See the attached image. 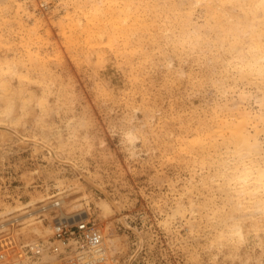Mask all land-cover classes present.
<instances>
[{
	"label": "rangeland",
	"instance_id": "rangeland-1",
	"mask_svg": "<svg viewBox=\"0 0 264 264\" xmlns=\"http://www.w3.org/2000/svg\"><path fill=\"white\" fill-rule=\"evenodd\" d=\"M252 1L0 0V264H60L59 207L111 264H264V188L244 181L264 162Z\"/></svg>",
	"mask_w": 264,
	"mask_h": 264
},
{
	"label": "bare ground",
	"instance_id": "bare-ground-1",
	"mask_svg": "<svg viewBox=\"0 0 264 264\" xmlns=\"http://www.w3.org/2000/svg\"><path fill=\"white\" fill-rule=\"evenodd\" d=\"M230 1V0H229ZM235 0H233V2H234ZM237 2H238V0H236ZM252 1V0H251ZM256 1V0H255ZM254 1V2H255ZM201 2H202V0H201ZM249 2V1H248ZM253 2V1H252ZM107 3V2H106ZM111 3V2H110ZM209 3H210V1H209ZM235 3V2H234ZM242 3H244L243 2V0H242ZM109 4V3H108ZM112 4V3H111ZM207 4V3H206ZM233 4V3H232ZM236 4V3H235ZM245 4V3H244ZM250 4V3H249ZM253 4V3H252ZM260 4V3H259ZM259 4L257 5L258 7H259ZM213 5V3L211 4V6ZM109 6H110V4H109ZM123 6H125L124 4L121 6V7H123ZM129 6V3H128V5H127V8H125L124 9V19L125 18H128L130 15H131V12L129 11L130 10V8L131 7H128ZM132 6V5H131ZM238 6V5H237ZM247 6V5H246ZM112 7H113V5H112ZM112 7H111V10L109 9V7H108V9H109V11L110 12H112V14H114L113 16H115V14H116V12H114V11H112ZM135 7V6H134ZM133 7V8H134ZM214 7V6H213ZM261 7H264V0L262 1V3H261ZM260 7V8H261ZM212 8V7H211ZM241 8H244V5H243V7H241ZM240 8V9H241ZM132 9V8H131ZM137 11H138V9L137 8H135ZM213 9V8H212ZM215 9V8H214ZM248 9H250V7L248 8ZM264 9V8H263ZM94 11L97 13V12H99L100 11V6L98 5V4H96V9H94ZM136 11V12H137ZM251 11V10H250ZM259 10H257V12H258ZM207 12H210V11H207ZM216 12V11H215ZM243 12V11H242ZM122 13V12H121ZM221 13V12H220ZM219 13V14H220ZM252 13V12H251ZM136 14V13H135ZM140 14V13H139ZM184 14V13H183ZM217 14V13H216ZM216 14H214V15H216ZM264 14V13H263ZM141 15V14H140ZM207 15V14H206ZM214 15H213V17L212 18H214ZM221 15V14H220ZM235 15V14H234ZM245 15V14H244ZM250 15V14H249ZM252 15V14H251ZM254 15V14H253ZM258 15V14H257ZM256 15V16H257ZM117 16V15H116ZM208 16H209V14H208ZM219 15L217 14V17H218ZM228 16V15H227ZM102 17V16H101ZM232 17V16H231ZM253 17V16H252ZM254 17H255V15H254ZM131 18H133V17H131L130 16V18L129 19H131ZM221 18H223V20H224V15H222V17L220 16V18H218V19H220L219 21H221ZM226 18V17H225ZM228 18V17H227ZM234 18V17H233ZM256 19H257V17H255ZM92 20H93V18H91ZM217 19V18H216ZM237 19V18H236ZM262 19H264V18H262ZM115 20H116V18H115ZM114 20V21H115ZM138 20V19H137ZM209 20H210V18H209ZM208 20V21H209ZM223 20H222V24H223ZM231 20V19H230ZM239 20H240V18H239ZM250 20H251V18H250ZM258 20H261L260 18L258 19ZM94 21H96L95 19H94ZM216 21V20H215ZM253 21V20H252ZM136 22V21H135ZM207 22V21H206ZM233 22H235V21H233ZM211 23V22H210ZM263 23V22H262ZM261 23V24H262ZM104 24V23H103ZM214 24V23H213ZM226 24V23H225ZM236 24V23H235ZM258 24V23H257ZM148 25V24H147ZM209 25H212V23L211 24H209ZM214 25H216V24H214ZM93 25H91V27H92ZM102 26V25H101ZM140 26V25H139ZM233 26V25H232ZM129 27V26H128ZM207 27V26H206ZM209 27V26H208ZM211 27V26H210ZM249 27V26H248ZM251 27V26H250ZM253 27V26H252ZM252 27H251V29H252ZM258 27H259V24H258V26H257V29H258ZM261 27V26H260ZM262 29L261 30H263L264 31V24L262 25ZM85 28H87V26L85 27ZM224 28V27H223ZM227 28V27H226ZM236 28V27H235ZM240 28V27H239ZM91 28L90 27H88V30L87 31H89ZM102 29V28H101ZM211 29H212V27H211ZM214 29V28H213ZM237 29V28H236ZM254 29V28H253ZM257 29H254V30H257ZM93 30V29H92ZM99 30V29H98ZM229 30V29H228ZM227 30V31H228ZM232 30V29H231ZM248 30V29H247ZM260 30V32L262 33V31ZM96 31V30H95ZM108 31V30H107ZM217 31V30H216ZM240 31V30H239ZM243 31H245L246 32V30H244L243 29ZM259 31V30H258ZM235 32H236V30H235ZM241 32V31H240ZM244 32V33H245ZM110 33V32H109ZM218 33V32H217ZM238 33V32H237ZM96 34V33H95ZM111 34V33H110ZM243 34V33H242ZM252 34H255V32H253ZM113 35V34H112ZM258 35V34H257ZM264 35V34H263ZM263 35H261V38H262V36ZM109 36H111V35H109ZM240 36H241V34H240ZM112 37V36H111ZM227 37V36H226ZM255 37L256 36H253V38H254V40H255ZM231 38H233V37H231ZM244 38V37H243ZM113 39V38H112ZM226 39V38H225ZM228 39V38H227ZM230 39V38H229ZM238 39V38H237ZM240 39V38H239ZM238 39V40H239ZM242 39V38H241ZM258 38H256V40H257ZM114 40V39H113ZM99 41V40H98ZM237 40H235V42H236ZM245 41V40H244ZM255 42V41H254ZM264 42V41H263ZM256 43V42H255ZM259 43V42H258ZM237 44V43H236ZM262 44V43H261ZM258 45H260V43L258 44ZM264 46V45H263ZM263 46H262V48H263ZM235 47H237V46H235ZM251 47V46H250ZM257 47V46H256ZM240 54V53H239ZM257 56V55H256ZM255 56V57H256ZM264 56V55H263ZM239 57V56H238ZM243 58V57H242ZM260 73V72H259ZM8 82V81H7ZM8 87V86H7ZM11 87V86H10ZM9 89V88H8ZM5 90V89H4ZM12 90V89H11ZM6 91V90H5ZM6 103V102H5ZM9 111H11V109L10 110H8V112ZM242 114V113H241ZM238 116V115H237ZM243 116V115H242ZM234 118V117H233ZM248 121V120H247ZM232 126V125H231ZM213 132V131H212ZM204 133V132H203ZM234 133H235V135L238 137V139H240L241 140V142H243V143H249L250 141H249V139H251L250 138V135L244 130V129H242L241 127H238L237 128V130L236 131H234ZM211 134V133H210ZM256 135V134H255ZM231 139V138H230ZM227 140V139H226ZM254 145H258V143L257 142H255L254 143ZM246 146H248L247 144H246ZM253 146V145H252ZM254 147V146H253ZM247 148V147H246ZM255 148V147H254ZM232 149V148H231ZM216 150V149H215ZM225 150V149H224ZM233 150V149H232ZM241 150V149H240ZM231 151V150H230ZM232 154V153H231ZM262 154V153H261ZM230 155V154H229ZM233 155V154H232ZM241 156V155H240ZM239 156V157H240ZM233 157V156H232ZM207 158V157H206ZM238 158V157H237ZM236 158V160L238 161V159ZM241 158V157H240ZM263 158V157H262ZM234 160V159H233ZM254 161V160H253ZM229 162H230V160H229ZM256 163H251V164H249V162H248V164H246L245 165V171L247 172V176L245 177L246 179H248V180H244L245 181V184H247L248 182H250L251 184L255 181V179L257 180V183H258V185H257V188H264V162L262 163V161H260V162H257V161H255ZM211 163V162H210ZM239 164V163H238ZM233 166V165H232ZM242 167V166H241ZM233 170H235L234 168H232ZM256 173V177H254V174ZM242 180V179H241ZM256 186V185H255ZM241 188V187H240ZM246 188V187H245ZM252 190V189H251ZM250 190V191H251ZM256 191H258L257 189H255ZM246 194V193H245ZM61 201H59V202H56L55 204L54 203H49L48 205H46L45 207H44V209L45 210H48V211H52L53 210V207H55V205H59V204H61V202L62 203H64V197H61ZM259 204V203H258ZM262 204V203H261ZM256 205V204H255ZM259 207V206H258ZM59 211H60V213H61V218H59V220L57 221V225L55 226V233H54V235H55V237H56V229L60 226V225H68V226H76V225H78L79 223H81V222H90V221H88V220H86L88 217V215L86 214V213H84V212H80V213H77V214H73V215H69L68 213H66L65 211H64V208L63 207H59ZM52 213V212H51ZM18 219V218H17ZM16 219V220H17ZM79 219V220H78ZM67 221H73V222H67ZM65 222H67V223H65ZM2 225H5V224H1V226ZM112 234V233H111ZM110 235V234H109ZM103 236V235H102ZM57 238V237H56ZM104 243H105V241H104V236H103V238H102V240H101V243H100V245H99V247H98V249H100L101 247H102V251L104 252V250L106 251V249H105V246H104ZM109 244H111V243H109ZM117 244V243H116ZM103 247H104V250H103ZM121 248V247H120ZM54 253H56L57 255H59L60 257L62 256V253H65V252H69V251H67V250H65L61 245L59 246V247H57V248H52L51 249ZM84 249L83 248H80V251H83ZM95 251H96V249H95ZM1 254V253H0ZM118 254V253H117ZM90 256H92V255H90ZM59 257V260L61 261V259L62 258H60ZM1 259V258H0Z\"/></svg>",
	"mask_w": 264,
	"mask_h": 264
},
{
	"label": "built area",
	"instance_id": "built-area-1",
	"mask_svg": "<svg viewBox=\"0 0 264 264\" xmlns=\"http://www.w3.org/2000/svg\"><path fill=\"white\" fill-rule=\"evenodd\" d=\"M56 237L59 245L55 248L61 245L69 251L62 253L60 264H111L107 250L105 251L104 247V252L102 247L98 249L102 240L100 228L91 222H81L76 226L60 225L56 229ZM80 248L84 250L80 251ZM35 250L39 252L41 245H37Z\"/></svg>",
	"mask_w": 264,
	"mask_h": 264
}]
</instances>
